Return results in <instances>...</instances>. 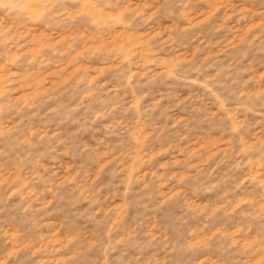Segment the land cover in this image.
<instances>
[{"label": "rangeland", "instance_id": "obj_1", "mask_svg": "<svg viewBox=\"0 0 264 264\" xmlns=\"http://www.w3.org/2000/svg\"><path fill=\"white\" fill-rule=\"evenodd\" d=\"M0 264H264V0H0Z\"/></svg>", "mask_w": 264, "mask_h": 264}]
</instances>
